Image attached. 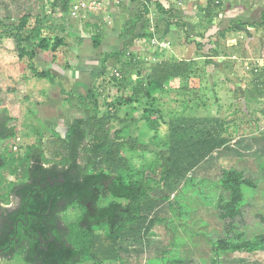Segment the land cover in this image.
I'll return each mask as SVG.
<instances>
[{
  "label": "rangeland",
  "instance_id": "1",
  "mask_svg": "<svg viewBox=\"0 0 264 264\" xmlns=\"http://www.w3.org/2000/svg\"><path fill=\"white\" fill-rule=\"evenodd\" d=\"M146 1L150 2L147 13ZM156 2L174 20L161 15ZM207 4L208 0H0V123L15 131L14 138L0 141V156L5 160L0 170V208L16 207L10 189L26 180L29 152H38L41 145L45 157L52 158L58 138L65 136L74 119L96 115L106 122L107 132L130 165L127 179L149 176L155 206L147 214V231L116 245L107 240L105 227L93 226L90 251L95 257L81 264H170L173 259L188 260L186 264H212L214 259L219 264H264V252L216 257L209 243L210 236L223 235L215 206L220 196H227L217 183L225 170L240 172L254 183L253 188L242 189L245 207L240 231L246 239L264 233L257 218L264 216V89L256 87L257 81L264 82V0H214L206 17ZM138 15L150 32L151 27L162 30L167 24L176 31L165 45L160 37L146 36L140 44L143 49L135 53L132 44L126 49L122 44L112 50L121 55L102 68L104 55L93 50V39L100 42L102 27H128V20ZM23 16L27 23L18 30ZM187 22L199 25L203 32L234 28L242 34L241 40L250 41L254 56L246 50L240 61L223 60V66L232 65L245 95L229 94L233 85L226 90L222 86V91L220 74L210 77L217 81L214 91L202 88L207 80L205 73L201 75L203 68L196 69L193 79L188 76L189 82L169 81L161 90L144 95L145 76L158 70L160 59L173 55L171 42L184 38ZM16 34L27 38L21 46L26 52L34 51L33 59L19 55ZM55 35L63 38V46L55 51L37 47L38 38L52 40ZM122 36L127 42L130 34ZM83 56L87 65H81ZM31 68L47 71L52 78L38 79ZM133 88L139 91L135 98ZM148 119L155 120L157 128H151ZM200 139H222L225 144L206 156ZM190 152L198 154L190 158ZM175 159L183 168L197 164L186 176L173 172L167 177L165 169ZM109 200V196L102 198L98 206ZM80 215L79 208L71 206L59 214L60 226L66 229ZM0 264L26 263L16 256L0 258Z\"/></svg>",
  "mask_w": 264,
  "mask_h": 264
},
{
  "label": "trees",
  "instance_id": "2",
  "mask_svg": "<svg viewBox=\"0 0 264 264\" xmlns=\"http://www.w3.org/2000/svg\"><path fill=\"white\" fill-rule=\"evenodd\" d=\"M213 1L208 0L203 10L206 17ZM148 3L146 1L143 6L146 13L149 11ZM155 5L161 15L174 20L160 3L156 2ZM141 19V15L135 16L128 20V27H122L121 35L130 34L123 49L129 48L136 39L133 33ZM26 23L27 17L23 16L18 30L23 29ZM14 39L19 55L33 59L34 51L26 52L21 46L27 38L16 34ZM92 44L97 48L99 41L93 39ZM63 45V38L55 35L52 40L38 38L37 47L42 51H55ZM120 55L121 52L104 55L100 66L103 68L107 60ZM31 69L38 79L52 78L47 71ZM186 72L187 66L182 67L177 63L160 66L146 78L144 95L149 91L161 90L166 82ZM257 83L259 91L260 88L264 89V82ZM138 93L133 88L134 98ZM147 122L151 128H157L155 120L148 119ZM105 123L103 118L96 115L74 119L67 127L65 136L58 138L52 158L45 157L41 145L38 152L33 150L28 153L24 171L26 180L10 189V193L18 199V207L0 208V250L3 252H0V258L12 259L17 256L26 264H81L95 257L90 251L93 226L105 227L106 238L112 245L127 236L138 237L147 231V214L155 206V199L150 195V178L142 174L136 181L127 179L130 165L120 155L117 141L111 138ZM14 137V129L1 122L0 141ZM198 143L203 155L207 156L223 146L225 141L200 139ZM197 154L190 152L189 157ZM4 162L0 156V170ZM196 162L183 168L176 163V159L170 160L168 169H165L167 177L173 172L181 177L186 176ZM217 183L227 196H220L215 206V216L221 224L223 235L209 237L214 255L264 252V233L246 239L240 231L245 207L242 189L253 188V181L244 178L240 172L225 170L220 173ZM106 196L110 200L98 206ZM73 205L79 208L81 215L63 229L59 214ZM257 218L264 227V216ZM187 261L173 259L170 264H186ZM212 264H219V260H212Z\"/></svg>",
  "mask_w": 264,
  "mask_h": 264
},
{
  "label": "crops",
  "instance_id": "3",
  "mask_svg": "<svg viewBox=\"0 0 264 264\" xmlns=\"http://www.w3.org/2000/svg\"><path fill=\"white\" fill-rule=\"evenodd\" d=\"M187 24L188 25L183 30L184 38L183 36L180 35L181 36L180 41L176 40L175 44L171 42L173 47V51H171V53L173 55L169 56L168 58L160 59V61L158 62V64L161 65L162 67L166 65L165 61H170L171 64L173 65H176L177 63V64H181L182 67L187 66V72L184 75L177 77L171 81L173 82L179 81L180 79L185 78L186 81L189 82L190 80L188 79V76H191L190 79H193V76L196 73V69L203 68L205 72H202L201 75L205 73L207 80L203 82L202 88L206 86L212 88L214 91L215 83L217 81L215 79L211 81L210 77L215 78L217 74L218 75L220 74V78L218 79V82L220 83L219 87L221 88L222 91H223L222 86H224L225 88L224 90H226L228 88V85H233V89L229 90L228 92L229 94L231 93L232 96L245 95L246 93L245 87L242 86L243 84H240L241 82L239 83L236 76H234L232 65L230 66L228 65L227 67L223 66L224 63H226L223 60L231 59L233 57L236 58L237 61H240L244 58L243 51L246 52V50L252 51L251 52L253 54L252 56H254L253 53L254 48L250 45V41L241 40L240 36L242 34H239V32L233 30L234 28L220 31L224 29L220 27L217 28L216 30L209 29V30H204L203 32V30H201L199 25L191 22H187ZM121 29L122 28L117 29L116 27H110V29L102 27L100 32L101 39L99 45L97 48H94L93 50L99 56L115 53L112 50H114V48L118 49L120 45L122 44L124 45V43L126 42L124 37H122L121 35L122 32ZM147 29L148 27L143 26L141 22L137 25L133 33L136 39L132 43L133 47L131 46L133 48L132 53L134 51L136 52L137 50L140 51L143 49V47H141L140 44H142V42L145 41L146 36H150V38L160 37L161 38L160 40H162L161 41L162 44L165 45L166 42L168 43L169 35H172L171 33L176 31L175 27L170 26L168 24L165 27H162V30L161 27H159L158 29H153V27H151L150 28L152 29L151 32ZM250 29H254V28H250ZM200 33L202 35H200ZM250 37L251 40L256 39L255 36L253 35L252 36L250 35ZM186 39L187 42L185 43ZM146 42H148V39ZM81 59H82L81 65H87L85 61V57L83 56L81 57ZM195 65L197 66L193 69ZM186 87L189 86L185 85L184 88ZM49 124L53 126L54 121L49 120Z\"/></svg>",
  "mask_w": 264,
  "mask_h": 264
},
{
  "label": "built area",
  "instance_id": "4",
  "mask_svg": "<svg viewBox=\"0 0 264 264\" xmlns=\"http://www.w3.org/2000/svg\"><path fill=\"white\" fill-rule=\"evenodd\" d=\"M255 71H258L256 67H254ZM262 119H264V110H263V113H262Z\"/></svg>",
  "mask_w": 264,
  "mask_h": 264
},
{
  "label": "flooded vegetation",
  "instance_id": "5",
  "mask_svg": "<svg viewBox=\"0 0 264 264\" xmlns=\"http://www.w3.org/2000/svg\"><path fill=\"white\" fill-rule=\"evenodd\" d=\"M17 201H18V199H17ZM18 204H19V202H17V205H16V207H14V208H12V209H15V208H17V207H18ZM0 252H1V253H3V252H2V250H0ZM1 253H0V254H1Z\"/></svg>",
  "mask_w": 264,
  "mask_h": 264
}]
</instances>
